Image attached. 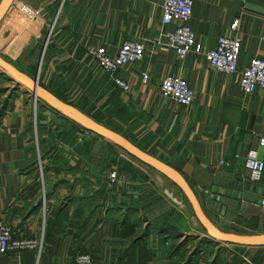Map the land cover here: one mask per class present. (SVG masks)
I'll return each mask as SVG.
<instances>
[{"label": "crops", "instance_id": "crops-1", "mask_svg": "<svg viewBox=\"0 0 264 264\" xmlns=\"http://www.w3.org/2000/svg\"><path fill=\"white\" fill-rule=\"evenodd\" d=\"M163 1L13 0L0 22V56L31 78L41 57L43 73L72 82L89 105L100 108V124L178 171L218 228L232 229L240 222L263 232L258 198L264 172L259 184L251 183L245 158L256 150L264 162L259 146L264 92L257 88L245 94L239 78L253 58H264V0H192L190 26L197 50L183 60L158 43L162 33L174 28L162 24ZM234 22L236 29L231 28ZM220 36L241 38L233 74L210 68L205 59ZM125 40L144 42L145 52L114 74L104 72L87 53L88 47L103 46L114 55ZM34 56L30 69L23 59ZM142 73L149 75L146 84ZM169 74L187 80L194 91L192 104L180 106L160 94L159 84ZM114 77L125 80L130 90L122 91ZM38 82L76 106L40 77ZM32 96L0 67V220L15 239H43L40 250L7 252L0 255V264H72L79 252H88L93 264L225 263L201 252L189 262V250L180 258L172 249L174 236L199 239L204 234L193 232L191 216L180 209L183 227L165 226L170 210L166 215L153 201L159 196L167 206L164 194L143 192L148 180L166 185L160 173L146 172L141 185L136 169L149 166L124 158L119 147L41 100L35 113ZM62 120L70 122L65 131ZM111 171L117 173L114 180ZM224 190H239L242 197L226 196ZM227 254L234 258L227 260L230 264H264V247L236 245Z\"/></svg>", "mask_w": 264, "mask_h": 264}, {"label": "built area", "instance_id": "built-area-1", "mask_svg": "<svg viewBox=\"0 0 264 264\" xmlns=\"http://www.w3.org/2000/svg\"><path fill=\"white\" fill-rule=\"evenodd\" d=\"M192 0H164L162 3V24L174 26L173 30L162 33L159 44H162L174 51L177 59L183 60L195 46V36L190 26L192 18ZM237 28V22L231 26ZM242 42L239 36L234 38L220 36L214 48L205 52V59L210 68L224 73L233 74L237 71V64L241 52ZM145 44L139 40H125L116 54H110L103 46H92L87 48V53L108 74H114L118 69L128 64H134L143 58ZM142 83L149 81L147 73L141 74ZM115 85L122 91H129V84L114 77ZM239 84L245 94H250L257 88L264 92V58L255 57L248 67L240 72ZM160 94L172 100L180 106H189L194 100V91L187 80L181 75H167L159 84ZM34 102L37 103V101ZM259 146L264 147V135L259 138ZM246 168L249 181L259 184L264 172V162L260 159L256 150L246 154ZM40 175L43 177L40 164ZM111 180L117 178V173H109ZM264 208V192L261 194V202ZM42 238H20L15 239L11 227L0 220V255L7 252H20L24 250H40ZM72 264H93L92 256L88 252H79L75 255Z\"/></svg>", "mask_w": 264, "mask_h": 264}, {"label": "water", "instance_id": "water-1", "mask_svg": "<svg viewBox=\"0 0 264 264\" xmlns=\"http://www.w3.org/2000/svg\"><path fill=\"white\" fill-rule=\"evenodd\" d=\"M12 2L13 0L0 1V22L3 19L5 13L9 10ZM40 62L41 57L39 60V64ZM39 64L34 77L31 78L0 56V67L17 83L22 84L25 88H27L32 93V97L33 99H35V101H43L51 109L69 117L72 121L81 126L87 132L94 133L110 141L121 150L126 152L128 155L134 157L141 163L153 168L154 170L168 178L171 182L176 184L186 196L195 218L204 227L206 231V235H204V238H209L214 243L234 244L243 247H264V234L245 235L243 233L234 231L228 232L218 228L207 217L195 192L178 171H176L163 161L142 151L123 135L109 129L108 127L100 123H97L77 107L54 96L48 89L40 85L38 82ZM239 187L241 188V186ZM222 193L226 196L240 199L243 192L239 190H224ZM260 202L261 194L258 198V203Z\"/></svg>", "mask_w": 264, "mask_h": 264}, {"label": "rangeland", "instance_id": "rangeland-1", "mask_svg": "<svg viewBox=\"0 0 264 264\" xmlns=\"http://www.w3.org/2000/svg\"><path fill=\"white\" fill-rule=\"evenodd\" d=\"M25 21L29 22L28 19H25ZM39 44H41V42ZM3 46H1V49L4 48ZM36 48H38V47H36ZM36 48L34 47V49H33L34 53H35ZM35 59L36 58L34 56V58L30 59V61L27 60V58H24L23 61L25 63L30 62L29 63L30 69H33L34 65H35ZM21 62L20 63L16 62L19 65V67L23 66V64ZM38 77H40V81L42 84L48 85L56 93H61L63 98H65L66 100L75 102V105H76L75 107H77L80 110L86 111V114L91 119L95 120L97 123H100V115H99L100 108L97 106L89 105V100L87 99V97L83 93L82 89H79L78 87L73 86L72 82L67 83V82H63V81L58 80L56 78L57 76L54 74L43 73L41 63L39 64ZM33 105L35 106L34 112L36 113V110H37V113H39L38 102L37 103L33 102ZM68 125H70L69 121L62 120L61 121V130L65 131L66 126L68 127ZM79 127H81V126H79ZM80 142H81V140H80ZM120 150H119V152H121V153H119V154H122V156L124 158H127L128 160L132 161L134 164H138V165L142 164V163H140V161L134 159L133 157H131V156L128 157L129 155L126 156L125 154H127V153L123 152V150L122 151H120ZM136 170L141 174L140 175V181H139V183L141 185H143L144 181L146 180V179H144L145 177L143 175H146L147 173L148 174L155 173L157 176L159 174L156 170H154L151 167H147V168L142 167V168L136 169ZM129 175H131V172L129 173ZM135 175H136V173H133L132 176L135 177ZM160 176H162L163 182L166 185L163 186L161 183H159V181H155V183L153 184L150 180H148L150 182V186L148 189H144L143 192H150L151 193L153 190L154 193H156V194L157 193H163L165 198H166V202H167L166 205L167 206L163 205V203H164L163 198H161L159 196H156L153 200V201H155L154 202L155 205H157V206L159 205L161 210H164V211L166 210V215L168 214L167 210H170V211L176 210V212H179V209L183 210V212H185L188 216H191V218L193 220L194 229H196V230H193V232L198 231V232H201L204 235H206V231H205L204 227L195 218L193 211H192V208H191L186 196L181 191V189L176 184L171 182L169 179H165L166 177L164 176L165 177L164 178L162 174H160ZM165 180L167 183H165ZM152 186H154V187H152ZM165 186H166V188H168V190H166L164 188ZM167 199H168V201H167ZM148 205H150V204L148 203L147 206ZM164 207H166V208H164ZM200 226H201V229H199ZM253 229L254 228H252V230H251L250 227L246 226L245 224H240V222H235V225L232 229H228V228L223 227L221 230L228 231V232H231V231L239 232V233H243L245 235L264 234V231L259 232V230L257 231V230H253ZM180 237L181 236H174L173 243H172L173 251H176L178 253L177 255H179L180 258H182L183 254H185V252H187L188 250L191 251L192 253H195V251L198 250V248H202V251H199V253L201 252V255L204 256V258L211 259L212 257H214V258L216 257V258L220 259L219 261L225 262L224 264H230V262L228 263V261H227V260H229V258L231 261L234 260V258L232 256L228 257V254H227V251L229 250V248H234L236 246L234 244L226 245V243H214V242L210 241L209 239H204V240L202 239L203 241H198V237H196L194 235H189L188 237H183L182 239ZM203 238H204V236H203ZM216 245L218 246L219 249L215 247ZM249 248H251V247H249ZM239 252H240L239 254H242L241 251H239ZM239 254H235V256L237 257V256H239ZM214 255H216V256H214ZM236 260H237L236 262H239V259L236 258Z\"/></svg>", "mask_w": 264, "mask_h": 264}, {"label": "trees", "instance_id": "trees-1", "mask_svg": "<svg viewBox=\"0 0 264 264\" xmlns=\"http://www.w3.org/2000/svg\"><path fill=\"white\" fill-rule=\"evenodd\" d=\"M130 156V155H129ZM132 157V156H131ZM134 158V157H133ZM135 159V158H134ZM170 215H169V217H171L170 219H169V217H168V219L165 221V226L166 227H169L170 229H176V230H179V229H181V227H183V225H184V220H183V216L181 215V213H179V212H176V210H171L170 211ZM188 237V236H187ZM204 239H209V238H199L198 239V241H203ZM210 240V239H209ZM211 241V240H210ZM202 250V248H198V250H196L195 251V253H192V252H190V254H189V262L191 261V258L193 257V258H195L196 257V255L197 254H199V251H201ZM213 259V258H212ZM216 259H214V260H212V262H214Z\"/></svg>", "mask_w": 264, "mask_h": 264}, {"label": "bare ground", "instance_id": "bare-ground-1", "mask_svg": "<svg viewBox=\"0 0 264 264\" xmlns=\"http://www.w3.org/2000/svg\"><path fill=\"white\" fill-rule=\"evenodd\" d=\"M3 70V69H2ZM4 71V70H3ZM5 72V71H4Z\"/></svg>", "mask_w": 264, "mask_h": 264}]
</instances>
